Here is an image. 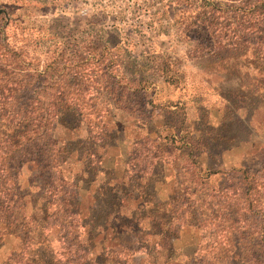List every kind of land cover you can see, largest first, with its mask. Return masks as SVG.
<instances>
[{
    "label": "rangeland",
    "instance_id": "1",
    "mask_svg": "<svg viewBox=\"0 0 264 264\" xmlns=\"http://www.w3.org/2000/svg\"><path fill=\"white\" fill-rule=\"evenodd\" d=\"M242 4L252 14L264 0H0V70L30 83L10 97L67 115L70 134L51 129L56 152L74 137L64 160L19 168L25 205L0 213V264H83L85 245L99 264L123 248L137 249L125 264L264 257V30L212 15ZM233 36L247 42L208 52ZM64 204L76 217L68 239ZM121 222L136 232L111 228Z\"/></svg>",
    "mask_w": 264,
    "mask_h": 264
},
{
    "label": "trees",
    "instance_id": "2",
    "mask_svg": "<svg viewBox=\"0 0 264 264\" xmlns=\"http://www.w3.org/2000/svg\"><path fill=\"white\" fill-rule=\"evenodd\" d=\"M248 5L242 4L239 6H231L234 9L231 12L224 10L220 11L219 9H213L212 15H215L216 13H219L222 16L226 14H227L226 16H229V13L233 14L234 16L237 15V17L241 21H243V23L247 24L246 27L260 30L259 25L261 24L263 26L262 30H264V4L251 5V7L253 8L252 10L254 11L252 14H250L249 11H247V9L249 8ZM255 15H258V18H256V20L254 18ZM234 16H231V18H235ZM243 38L241 39V37L233 36L230 38V42L233 40V43L231 44L230 43L223 44L221 41H219L221 43H217L216 45H214V43L210 44L207 47L209 48L208 52H214L215 50H222L230 45L231 47L235 46L238 49L239 46L244 45V42H247ZM260 47H262V50L260 51L261 52L260 55H262L261 59H264V47L262 45H260ZM71 71L72 69H70V72ZM20 72H21L20 70H16V69H11L8 71L0 70V74H1L0 95L2 93H6L8 96L5 99L0 100L2 101L0 102V111H1L0 121L4 123L2 124V126L5 127V130L8 133V137L3 141L5 146L0 148V177H4L2 180H0V213L1 214L3 213L5 214L16 209L23 210L24 208L25 205L23 203L24 196L21 195V193L18 191L19 190L18 186L15 188V183H17V177H19L21 171V169L19 168H22L25 164H34L35 166H37L39 163H44V162L47 163L46 168H48L53 163L59 162V158L61 157L62 153H65V155H67L69 152H71L70 148H72L73 146L72 140L74 137L69 135L64 139V144L62 143L61 146L62 148L58 150V152H56L57 150L55 151V149L53 148L56 147L58 142L56 141L55 143V141L51 139L52 138L51 129L55 122L59 124H62L61 122H63L62 125H63V129L66 131V134L71 133L72 130L69 128L68 123L64 121L67 118V115H63L56 118L54 117L52 112H50V114L48 112L44 113L42 111V108L40 109L39 112L38 111L39 108H36V105H34L35 102L33 101H28L27 99L25 101L20 100L19 96L10 97L14 94L19 93L20 91L28 90V86L30 84L29 82L27 81L21 82L17 80V77H19V75L21 74ZM65 102L73 106H76V104L78 103L77 101L74 100L65 101ZM52 106L54 107V104H52ZM47 108H48L47 105L46 108L43 107L44 110H47ZM177 124L178 122L174 126H177ZM176 129L173 131L174 133L172 134V137L173 138L177 137V140L172 138V141L173 140L179 142L182 141V146L185 147V149L187 148L190 151H192L191 149L192 143L189 141L190 138H187V136L182 133L180 135L181 131ZM64 156L61 157V161L65 159ZM40 159L42 161H40ZM5 177H7L9 180L12 179V182L10 183L12 186L7 185L5 183L6 180ZM12 177H15V179H13ZM248 188L252 189V186L248 185ZM248 188H247V196H248V192L250 191ZM67 198L68 196H66L65 199ZM248 198L252 201V195H249ZM116 200L117 198L115 196H112L111 199L107 197L105 203L108 206H110L111 209L114 207ZM62 201H64V199H62ZM65 202L66 200L64 201V203ZM72 204L74 203H70V206ZM70 206L66 204L63 205L62 215L65 219H61V222H63L65 226L60 227L62 230L60 232L63 233V235L61 234V236L64 239H68V233H70V231L67 230L73 229L72 225L75 223L74 221L76 218L75 213H72L71 211L68 210V207ZM42 211L43 214L46 215L45 205ZM109 214L112 215V213ZM106 218L107 217L105 215L104 220H102V223L99 226H103V224H106L105 221ZM14 223L15 221L13 222V224ZM83 228L86 230V233L85 232L84 233L88 237L93 236L94 231L92 229H94L95 226H92V228L89 227L88 232L85 226ZM111 228L117 230V232H119L118 230L120 229L132 230L133 232H136L137 230V227L135 226L133 227L132 225H127L126 223H122V222L118 223L115 226L113 225ZM260 234L262 237H264L263 226H261ZM78 236H80V233L78 234ZM85 246L83 247L82 250L84 251V256L88 255V257L84 259L83 264H85L86 261H87L86 263L88 264H99L100 261L98 259L102 258L103 254L98 252L95 246L93 245L92 246L85 245ZM68 247L70 250L74 248L69 243H68ZM79 248L82 247L78 246L76 248L75 246L76 250ZM90 252L92 253L90 254ZM124 252H128L129 255L133 258L137 254V249L123 248L122 250L115 252L113 254L114 259L115 261L118 259L116 261V264H125L126 261L123 263H121L120 261L121 260L120 256ZM257 252L258 251H255L252 254L251 259L250 260L247 259V261H251L253 264H264V262L260 260L264 258L263 255L258 254ZM54 263H59V261L56 260L54 261ZM62 264H68V261L66 260V263H62Z\"/></svg>",
    "mask_w": 264,
    "mask_h": 264
}]
</instances>
